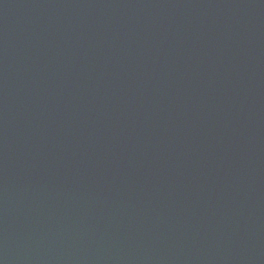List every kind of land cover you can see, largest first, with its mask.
<instances>
[{
	"label": "water",
	"instance_id": "obj_1",
	"mask_svg": "<svg viewBox=\"0 0 264 264\" xmlns=\"http://www.w3.org/2000/svg\"><path fill=\"white\" fill-rule=\"evenodd\" d=\"M0 264H264V0H0Z\"/></svg>",
	"mask_w": 264,
	"mask_h": 264
}]
</instances>
